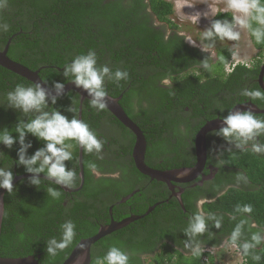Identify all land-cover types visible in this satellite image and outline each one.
Returning <instances> with one entry per match:
<instances>
[{
    "label": "trees",
    "instance_id": "trees-1",
    "mask_svg": "<svg viewBox=\"0 0 264 264\" xmlns=\"http://www.w3.org/2000/svg\"><path fill=\"white\" fill-rule=\"evenodd\" d=\"M174 12V4L169 0H7L6 6L0 8V24L9 26L7 31H0V50L12 39L9 57L32 70L40 69L41 78L51 88L55 81L69 82L63 76V69L74 57L86 54L88 50L97 53L98 65L107 64L113 71L117 68L128 70V81H121L119 85L106 82L105 87L113 97L123 94L121 106L143 129L148 144L146 161L150 152L154 158L163 161L157 165L160 169L187 166L193 160L190 149L194 136L206 121L200 118L227 114L230 107L247 98L240 95L245 89L241 84L258 78L262 61H258L256 69L239 64L226 72L225 65L231 54L224 46L219 48L214 72L203 68L189 71L188 68L209 56L185 43V35H181L179 25L172 19ZM223 19L230 20L231 12L218 11L213 17V20ZM168 29L172 33L167 37ZM251 40L256 48L264 50V45L256 44L252 37ZM209 63L214 65L212 60ZM165 77L172 78L171 87L162 84ZM17 84L34 85L0 66V105H3L0 107V131L8 128L14 136L18 135L14 132L16 123L28 119L23 113L6 107V94ZM257 87L258 83H254L250 89ZM255 102L264 107V101ZM79 106V94L70 91L59 96L55 105L49 99L46 110H61L71 118L73 115L78 117ZM69 107H75L76 113L69 112ZM33 116L30 114L29 118ZM82 120L100 139L105 135L108 138L105 141H110L114 148L107 146V150L102 149L98 155L83 152L85 182L79 191L67 192L44 178L40 187L23 178L14 185L11 194L6 191L0 257L34 255L42 264H62L81 239L95 235L110 221L112 205L116 219H119V212L129 211L126 206L132 201L120 206L115 204L122 196L141 188L134 198L139 201L144 198L140 197L141 194L145 196L141 191H145L149 178L141 175L132 158L134 134L109 110L97 112L92 109L88 99L83 103ZM28 140L33 144L30 155L43 146L42 141L31 135ZM18 148V143L12 149L0 144V167L11 168L14 176L26 173L23 166L16 164ZM228 149L223 146L220 156L227 165L239 170V178L243 177L240 179L250 185L225 188L227 184L221 183L205 194L210 197L218 194V197L203 205L204 214L223 219L219 229L208 221L206 233L197 237L202 249L199 256H193L190 249L184 247L188 239L184 229L189 217L198 210L193 199L202 193V189L197 188L192 190L194 195L191 190L184 193L185 210L177 201L163 200L168 191L152 195L146 207L140 208V213L144 214L151 203L164 202L143 219L97 241L91 248V264H96L113 245L129 254V264H215L217 257L204 249L219 246L225 237L229 238L240 219L247 218L257 226L249 230L246 225L241 241L250 240L252 232H264V156L241 152L234 146L230 151ZM90 163L97 165L96 171L101 172V176L97 177L89 169ZM66 164L76 173L72 187H79L78 146L73 149V160ZM119 170V179L107 176V173ZM48 187L56 188L61 196L58 199L50 197ZM245 204H251L253 212L242 217L235 209L237 205ZM66 221H72L76 226L73 243L56 256L48 255L47 241L61 238L60 226ZM253 254L259 255L260 260L242 254L245 264H264V243Z\"/></svg>",
    "mask_w": 264,
    "mask_h": 264
},
{
    "label": "clouds",
    "instance_id": "clouds-1",
    "mask_svg": "<svg viewBox=\"0 0 264 264\" xmlns=\"http://www.w3.org/2000/svg\"><path fill=\"white\" fill-rule=\"evenodd\" d=\"M6 2L7 0H0V8L5 7ZM224 11L231 12V19L213 20L211 27L204 30L199 38L201 51L211 53L208 58L200 62V66L207 71L211 70L209 61L216 57L212 49L217 40L238 42L241 39L242 31L246 30L256 44L264 45V0H226ZM203 15L208 16L207 12ZM192 16L199 21L201 14L197 13ZM8 27L7 24H0V31H7ZM181 35L184 34L181 33ZM184 40L192 46L197 44L196 39L190 36H185ZM235 47L233 45V48L228 49L233 60H237L239 55L234 50ZM63 76L74 83L77 88L87 92L90 107L97 112H102L108 107L109 97L105 83L113 82L119 85L121 81H128L130 78L126 69L117 68L113 71L107 64L98 65L97 53L94 50H88L86 54L74 57L71 63H67L63 69ZM162 84L171 87L173 81L165 77L162 79ZM53 87L56 94L51 97L49 91L41 83H35L28 87L17 84L13 91L6 94V107L23 113L28 119L16 123L14 132L18 135L14 136L8 128L0 131V144L8 149L19 144L16 164L23 166L25 172L31 174L27 177L29 184L40 187L41 181L44 180L40 174H44V177L55 185L72 187L76 180V173L73 168L68 167L66 162L73 160V149L78 146L86 153L98 155L102 152L103 141L90 129L89 124L78 118L77 115L69 118L61 110H46L49 108V99H51V104L55 105L58 97L63 95L65 83L55 81ZM240 95L247 97L248 101H264V89L260 86L254 89L245 88ZM2 106L0 105V107ZM68 111L76 113V108L69 107ZM30 114H34L33 118H29ZM209 134L223 138L229 145L241 152L264 156V143H261L259 139L264 137V118L257 115L251 108L240 110L235 107L229 110L222 119L221 127L213 129ZM29 135L43 142V146L31 155L29 149L33 148V144L28 140ZM10 169L0 167V189L7 190L8 194L14 190V173ZM89 169L96 173L97 165L90 163ZM47 192L53 199H58L61 196V193L54 187H48ZM206 203H208L207 198L197 201L198 210L189 217L187 227L184 229L188 238L184 247L190 249L193 256L201 254L202 249L197 237L206 233L208 221H212L218 229L222 226V217L218 218L214 214L205 215L201 210ZM235 211L243 217L245 214L250 215L253 212V207L251 204L237 205ZM246 225L249 230L257 227L247 218H242L225 241L226 245H232L239 252L242 264H245L242 254L244 256L251 255L253 260L259 261L261 257L253 253L259 245L264 243V232L261 231L252 232L250 240L241 241ZM60 227L61 238L59 240L52 238L47 241L48 255L56 256L58 252L65 250L73 243L76 235L75 224L72 221H66ZM129 261V254L113 245L109 247L103 257L97 259L96 264H129Z\"/></svg>",
    "mask_w": 264,
    "mask_h": 264
},
{
    "label": "water",
    "instance_id": "water-1",
    "mask_svg": "<svg viewBox=\"0 0 264 264\" xmlns=\"http://www.w3.org/2000/svg\"><path fill=\"white\" fill-rule=\"evenodd\" d=\"M11 40L9 39L7 44L5 45L4 49L0 50V66L20 75L27 80L31 81L33 84L41 83L43 87H45L50 94L55 95V89L49 87L44 80L40 76V69L32 70L29 67L23 65L22 63L13 60L8 55V51L10 48ZM258 83L259 86L264 89V63L260 68V72L258 75ZM75 91L80 96V106L78 111V118L82 119V110H83V103L86 99L89 100L88 94L81 88H77L74 83L70 81L65 83L64 94ZM62 96V95H61ZM108 107L106 108L109 110L126 128H128L134 135H135V144L132 151V157L134 159L135 165L142 174L149 176L152 180L156 179L158 181H162L170 186V190L175 195L182 208L185 210L184 203L182 200V193L183 189L180 188L179 191L175 190V185L173 182H189L196 178L199 174L202 173L203 169L205 168L207 157H208V147H207V135L213 130L218 129L222 125V119L220 117L213 118L208 120L197 132L195 137V149H196V163L192 167H185V168H176L172 170H158L151 168L146 163V152H147V139L143 130L130 118V116L126 113L124 108L121 106L120 101L123 98V94L119 95L118 97H113L108 94ZM238 108L240 110H246L251 108L256 114H264V109H261L254 105L251 102L240 103L235 105L233 108ZM232 108V109H233ZM83 152L79 148V167H80V177H81V184L79 187H63L67 192H76L82 189L85 182V173H84V163H83ZM29 175L28 173L25 174H15L13 185H15L19 180L23 178H27ZM41 178H44V174H40ZM201 184V183H199ZM7 190L0 189V236H1V227L4 217V197ZM136 193L133 192L131 195L125 197L122 202L129 199L132 195ZM155 205L151 206L144 214L142 215H131L127 218H124L120 221H116L113 218L111 219L109 224L102 225L98 232L87 238H83L80 242L74 247L68 258L62 264H91V248L92 246L99 241L100 239L104 238L107 235L129 225L130 223L139 220L150 212L153 211ZM110 213L112 214V207L110 208ZM0 264H42L39 262L34 255H28L26 257H0Z\"/></svg>",
    "mask_w": 264,
    "mask_h": 264
},
{
    "label": "flooded vegetation",
    "instance_id": "flooded-vegetation-1",
    "mask_svg": "<svg viewBox=\"0 0 264 264\" xmlns=\"http://www.w3.org/2000/svg\"><path fill=\"white\" fill-rule=\"evenodd\" d=\"M172 33V31L170 29L167 30V37L168 35H170ZM185 43L188 44L189 46L191 47H196V48H199L201 50V47L196 45V46H192L188 41L185 40ZM253 43V41H252ZM255 47V46H254ZM256 48V47H255ZM258 50V52L260 51V56H258V59L256 58H253L252 59V62H246V61H242L240 58H238L236 61V65L235 67H233L232 69H235L236 66H238L239 64L241 65H245L247 68L249 69H256V65L258 63V61H262L261 64H260V68L261 66L263 65L264 63V53L262 54L263 51H261L260 49L256 48ZM216 50V49H215ZM236 51V49H234ZM218 51L219 50H216L214 51L215 54H216V57L215 59H212V64H216L219 60V57H218ZM206 55L210 56L211 53L208 52H204ZM232 58V57H231ZM254 60V61H253ZM240 62V63H239ZM227 64V63H226ZM203 67L200 66V64H196V65H193L192 67L188 68L189 71H195L197 69H202ZM259 68V69H260ZM217 70V69H216ZM225 71L227 72L226 70V65H225ZM170 78V77H168ZM172 80V78H170ZM258 78H256L255 80H253V82H243L241 84V86L245 87V88H252L254 87V83H258ZM173 81V80H172ZM259 85V83H258ZM231 102V100H230ZM229 102V103H230ZM246 102H251L253 103L254 105H256L257 103L254 101H248L247 98H244L242 101H238L236 104H234L232 107H230L229 110H232V108L237 105V104H240V103H246ZM258 105V104H257ZM256 105V106H257ZM259 107V106H257ZM261 109H264V107H259ZM228 110V109H226ZM225 110V111H226ZM223 114V115H222ZM228 114V112H227ZM226 112L224 113H218L216 117H213V118H217V117H220V118H223L225 115H227ZM257 115H261V118H264V114H257ZM114 118H116L114 115H113ZM211 118V119H213ZM117 119V118H116ZM201 120H206L205 123L208 121V120H211V119H207L205 116L201 117L200 118ZM204 123V124H205ZM143 130V129H142ZM199 131V130H198ZM197 131V132H198ZM104 133H107L105 130L103 131ZM144 132V131H143ZM197 134V133H196ZM196 134L194 136V141H193V147L190 149V153H193L192 157H193V160H191L190 164L187 165V166H182V167H176V168H185V167H192L195 165L196 163V149H195V137H196ZM135 136V135H134ZM106 139H108L105 135H103L101 137V140L106 144L105 146H103V150L106 151V147L107 146H110V148H114V146H111L110 145V141H105ZM112 138H109V140H111ZM136 139V138H135ZM260 139V142L261 143H264V137L262 138H259ZM123 140L125 141V138H123ZM135 144V143H134ZM211 148H210V147ZM223 146H227V148H233L232 145H229L226 141L223 140V138L221 137H216V136H212L210 134L207 135V147H208V157H207V162H206V165H205V168L203 169L202 173L199 174L196 178H194L193 180L189 181V182H173V184L176 186L175 187V190L176 191H179L180 188L183 189V193H182V200H183V195L186 191H189V190H194V189H197V188H200L202 189V193L200 192L199 193V196L196 197L194 196V199H193V203L194 205L196 206L197 208V201L200 200V199H204V198H207L208 199V202L209 201H213L216 199V197H218V194L216 196H205V194H209L208 192L214 190L216 188V186L218 184H221L222 185H226L225 188H227L228 186H249L250 183L247 181H242L240 178H239V170H237L235 167H232V166H229L226 164V162L224 161V159L220 156V153L219 151L223 148ZM134 147V145H133ZM133 150V149H132ZM147 151H148V144H147ZM189 153V151L187 152ZM146 155H147V152H146ZM133 158V157H132ZM146 159V158H145ZM148 162L146 161V163L151 167V168H154V169H158V170H172V169H176V168H167V169H160V167H158L157 165L159 164H162V160H158L156 158H154L151 153L149 152L148 154ZM134 160V159H133ZM135 163V162H134ZM137 168V167H136ZM225 172V175H220L221 173ZM140 172V171H139ZM141 173V172H140ZM96 176L99 177L102 175L101 172H98L96 171ZM141 175H144L141 173ZM107 176H110L112 178H120L121 177V172L120 170L119 171H115L113 173H107ZM146 177L149 178L148 181H146V185H145V191H141V192H144L143 194H145V196H141L140 197H144L143 199L141 198V200L139 201L138 199L136 200L134 197H135V194L132 195L129 199H126V201L122 202V200L131 195L133 192L136 191V193H138L140 191L141 188H137V189H133L132 191L128 192L127 194H125L124 196L121 197V199H119L115 204L120 206L121 204H125L127 203L128 201H132L131 205H128L126 206L127 208H129V211L128 212H125L123 211L122 214L119 212V219H116V216H114L113 212L112 214L110 213V221L111 219L113 218L114 220L116 221H120L124 218H127L131 215H142L143 213H140V211H142V209L144 208L145 205H147L149 203V198L152 196V195H155V194H158V192H161L160 194L158 195H162L164 194L165 192L167 193L168 191V194H167V197L165 199H163L165 202H170V201H177L179 203V200L178 198L173 195V192L170 190V186L162 181H158L156 179H151L149 176L147 175H144ZM227 177V178H226ZM229 178H231V181H229ZM235 181L234 184H232V182ZM201 183V184H199ZM224 191V190H223ZM193 192V191H192ZM193 195H194V192H193ZM220 195V194H219ZM210 199V200H209ZM156 201V203H158L156 206H155V209L156 207L160 204V202H164V201ZM192 200V199H191ZM184 202V201H183ZM156 203L154 204H150L148 209L155 205ZM180 204V203H179ZM113 208V205L111 206ZM142 207V209H140ZM146 207V206H145ZM203 208V206H202ZM201 208V210H202ZM147 209V210H148ZM153 209V211L155 210ZM146 210V211H147ZM152 211V212H153ZM203 211V210H202ZM150 212V213H152ZM149 213V214H150ZM121 214V215H120ZM148 214V215H149ZM143 219V218H141ZM140 220V219H139ZM139 220H136V221H139ZM109 222H106L105 224L103 225H106V224H109ZM136 221L132 222V223H135ZM131 224V223H130ZM129 224V225H130ZM141 224V223H140ZM128 226V225H127ZM136 226H139V225H136ZM126 227V226H125ZM135 227V226H134ZM228 238L225 237L222 241L221 244H219V246H216V247H209V248H206L204 249L205 252H208L210 250V252L213 253V251H221L223 248H226L229 244H225V241L227 240ZM209 249V250H208ZM214 254V253H213ZM216 264V263H215Z\"/></svg>",
    "mask_w": 264,
    "mask_h": 264
},
{
    "label": "rangeland",
    "instance_id": "rangeland-1",
    "mask_svg": "<svg viewBox=\"0 0 264 264\" xmlns=\"http://www.w3.org/2000/svg\"><path fill=\"white\" fill-rule=\"evenodd\" d=\"M174 4V14L172 15L173 21L179 25V31L185 36H190L196 39L198 46L201 47V41L199 38L202 32L211 27V23L214 15L218 11H224L226 6V0H169ZM207 12V17L203 13ZM225 12V11H224ZM200 13V19L195 20L192 15ZM238 52V58L242 61L252 62L253 58L258 59L260 51L254 47L250 34L244 30L241 33V39L238 42L235 41H216L215 47L212 51L219 50L221 47L233 48ZM216 49V50H215ZM264 52H262L263 54ZM231 60H233L231 58ZM254 61V60H253ZM217 64V63H216ZM216 64L211 66V71L214 72ZM228 66V65H227ZM226 66V67H227ZM210 252V251H209ZM217 257L214 263L216 264H242L241 255L237 252L236 248L232 245H228L221 251H213ZM219 259V261H218Z\"/></svg>",
    "mask_w": 264,
    "mask_h": 264
},
{
    "label": "built area",
    "instance_id": "built-area-1",
    "mask_svg": "<svg viewBox=\"0 0 264 264\" xmlns=\"http://www.w3.org/2000/svg\"><path fill=\"white\" fill-rule=\"evenodd\" d=\"M235 65H236V61L235 60H231L230 62H229V64H228V66L226 67V70L228 71V72H230V71H232L233 69V67H235Z\"/></svg>",
    "mask_w": 264,
    "mask_h": 264
},
{
    "label": "bare ground",
    "instance_id": "bare-ground-1",
    "mask_svg": "<svg viewBox=\"0 0 264 264\" xmlns=\"http://www.w3.org/2000/svg\"><path fill=\"white\" fill-rule=\"evenodd\" d=\"M239 63H240V62H239ZM5 80H6V79H5ZM132 151H133V150H132ZM209 200H210V199H209ZM4 204H5V203H4ZM154 209H155V208H154ZM208 250H209V249H208ZM206 251H207V249H206ZM209 251H210V250H209ZM209 251H208V252H209ZM238 251H239V250H238ZM214 256H215V255H214ZM217 257H218V256H217ZM218 261H219V259H218Z\"/></svg>",
    "mask_w": 264,
    "mask_h": 264
}]
</instances>
